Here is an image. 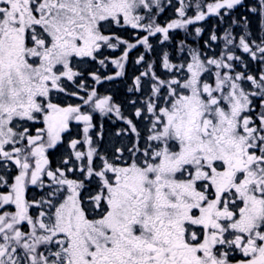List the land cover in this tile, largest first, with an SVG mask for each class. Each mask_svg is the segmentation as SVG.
<instances>
[{
	"label": "snow or ice",
	"instance_id": "6c2138e0",
	"mask_svg": "<svg viewBox=\"0 0 264 264\" xmlns=\"http://www.w3.org/2000/svg\"><path fill=\"white\" fill-rule=\"evenodd\" d=\"M242 4L0 0V264H264V35ZM141 47L125 115L95 85ZM97 112L125 125L110 147Z\"/></svg>",
	"mask_w": 264,
	"mask_h": 264
},
{
	"label": "flooded vegetation",
	"instance_id": "af4514ba",
	"mask_svg": "<svg viewBox=\"0 0 264 264\" xmlns=\"http://www.w3.org/2000/svg\"><path fill=\"white\" fill-rule=\"evenodd\" d=\"M171 18L172 17H169V19H171ZM105 54L106 55H112V52H111V50H108ZM131 57H133V54H131ZM98 67H99L98 65H93V68L94 69L95 68H98ZM108 68L107 69H100L101 74L102 75H110L111 72L109 71ZM119 80H120V78H119ZM113 82H115V80H105V81H103L102 84L95 85V86L97 87L98 91L101 94H104V95H112L114 97V100L117 103H121L120 100L123 99V98L125 99V101L127 103V101L129 100V96H130L129 95V91H128V93L125 92L123 94H120V93H117L116 94V93H114L113 92L114 91L113 90V87L111 86V84ZM88 83L89 84H92L91 78H89ZM81 94L83 95V93H81ZM68 102H70V103H78L79 101L76 100L75 98H71V99L68 100ZM125 108H126V106H125ZM125 114H127V110H126ZM117 118L113 114L104 115V114L99 113V112H97V113L94 114V123H96L97 128L94 130V133L93 134L95 135L96 132H99L101 130L103 131V139L100 141V143H101L102 146L110 147L113 144L112 141L111 142H110V140L107 141V135H112L113 132H116L122 126V124H121V126L119 127V125H118V119L119 118L118 119ZM119 121H120V119H119ZM101 126H102V129H101ZM81 128H82V125H79L78 126L76 124V122H73V124H72V130H71L70 135H67L66 134V136H65V144L58 146L57 149L54 150L52 152V154H51V157L50 158L53 159V162L54 163L57 160H59L63 154H66V150H67V140L70 139V138H79L80 137V135L82 134L81 133ZM113 141L115 143V140H113ZM107 142H109V143L107 144Z\"/></svg>",
	"mask_w": 264,
	"mask_h": 264
},
{
	"label": "trees",
	"instance_id": "16d2710c",
	"mask_svg": "<svg viewBox=\"0 0 264 264\" xmlns=\"http://www.w3.org/2000/svg\"><path fill=\"white\" fill-rule=\"evenodd\" d=\"M257 4V0H244L243 1V4L242 6H238L233 12H232V16L236 19H239L241 16H247L248 17V20L250 21V29L256 34V35H264V32L261 31L262 28H264V25L261 24V18H260V15L259 13H252V12H249L248 9L250 7H254L256 6ZM163 18H161L163 21H161V23L167 21L169 19V17H174V13H172L171 15H167V16H164L162 15ZM225 20L227 21L228 20V17H225ZM205 23V24H204ZM213 25H218V26H226V25H221L220 24V21L215 18V17H211V19L209 18L206 22H202L200 25L198 26H203L205 27L206 31L205 33L203 34L202 37L200 38H197V41H199L200 43L203 42V40H206L208 38V31L207 29H210ZM242 27V26H241ZM241 27H238V29H241ZM130 31H132V29L130 27H128V29L126 31H122L120 32L122 34V36H125V37H128L130 33ZM241 31V30H240ZM222 35V32L219 33ZM184 32H182V30L180 31V33L177 31V34H176V42L178 43L179 40L183 39L184 38ZM138 54H133V57L130 58V61H129V66L127 68V71H128V77L132 78L133 76V71H135L134 68H139L140 66L139 65H136L134 64L132 61L134 60V58L137 56ZM127 77V78H128ZM110 84V83H109ZM126 82L123 83V81L119 80V79H116L115 82H113L111 84V86L113 87V92L114 93H120V94H123L126 92ZM121 103L123 102H126L125 99H121L120 100ZM123 105V104H122ZM124 109L125 108V105H124Z\"/></svg>",
	"mask_w": 264,
	"mask_h": 264
},
{
	"label": "rangeland",
	"instance_id": "374dc122",
	"mask_svg": "<svg viewBox=\"0 0 264 264\" xmlns=\"http://www.w3.org/2000/svg\"><path fill=\"white\" fill-rule=\"evenodd\" d=\"M244 1V0H243ZM172 2H173V4L175 3V0H172ZM172 13H174V9H173V7H165V11L163 12V13H161L160 14V16H159V19H158V22H161V21H163L161 18H163V16L162 15H164V16H167V15H171ZM191 14V13H190ZM213 18V17H212ZM211 19V18H210ZM205 24V23H204ZM233 30H234V32H240V30L241 29H238V27L237 26H233ZM180 31L181 30H179L178 32L180 33ZM134 32H135V30H133L132 29V31H130V33L131 34H129V36H131V35H133L134 34ZM182 32H184L183 30H182ZM177 34V33H176ZM242 34V33H241ZM120 35H122L121 33H120ZM126 36V35H125ZM125 36H123V37H125ZM128 36V37H129ZM128 37H125V38H128ZM197 38H200V37H195V35H193V36H191V37H189V39H188V43H190V44H192L194 41H197ZM213 47H215V45H213ZM166 50H168V51H171L172 49H171V47H168ZM141 51H143V48L141 47V48H138V49H136V50H133V52H131L130 53V57H131V54H139ZM112 55H113V53H112ZM115 55H119V52H117V53H115ZM153 58H155V56H153ZM128 66H129V64L127 65V68H128ZM140 67L139 68H134L135 69V71H133V73L134 74H139V72L140 71H142L143 70V67L141 66V65H139ZM127 68H126V75L125 76H123V77H118V79L120 78V81L122 80L123 81V83H125L126 82V92L128 93V88H130L131 86H132V79L130 78V77H128V71H127ZM109 71L111 72V74L114 72V71H116V69H115V67L114 66H112V65H110L109 66ZM113 70V71H112ZM110 74V75H111ZM133 74V75H134ZM128 77V78H127ZM117 79V78H116ZM116 79H115V81H116ZM129 99H134L135 97L133 96V94L132 93H130L129 92ZM123 105H125L126 106V109H124V113L126 112V110H127V114L131 111V109H130V107L128 106V104L126 103V102H123L122 103ZM128 106V107H127ZM111 114H113L116 118H117V116L114 114V113H111ZM127 114H125V115H127ZM118 119V118H117ZM121 124H122V126H121ZM118 125H119V127L120 128H124L125 127V125H124V123H123V121H119V119H118ZM119 128V129H120ZM114 133L115 132H113V134L112 135H107V141L108 140H110V142L112 141V143H114V141L113 140H115V143L118 141V138L117 137H115V135H114ZM109 142H107V144H108Z\"/></svg>",
	"mask_w": 264,
	"mask_h": 264
}]
</instances>
